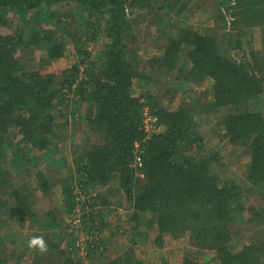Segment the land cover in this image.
Instances as JSON below:
<instances>
[{"label": "trees", "instance_id": "trees-1", "mask_svg": "<svg viewBox=\"0 0 264 264\" xmlns=\"http://www.w3.org/2000/svg\"><path fill=\"white\" fill-rule=\"evenodd\" d=\"M167 1L0 0V195L6 196L4 205L15 214L18 228L31 232L27 242L32 236H43L49 248L41 255L20 240L21 252L28 253L14 251L13 264H83L87 260L89 264H149L137 245L146 238L154 250L182 240L184 249L176 264H264L260 236L264 204L245 209L240 187L220 178L218 154L203 153L195 105L178 100L174 106H164L151 93L141 97L131 92L138 81L141 88L148 81L158 86L160 76L186 87L207 83L206 115L219 125L228 144L248 157L244 182L264 203V114L248 108L264 95V0L229 1L227 18L223 15L224 27L230 23L226 50L212 33L184 27L162 32L160 36L166 37L151 38L157 53L146 60L130 44L135 41L129 40L130 11L156 3L159 8L163 3L170 6ZM64 8L72 12L62 13ZM29 20L33 21L29 34L12 26V21L26 24ZM43 20L53 21L54 28H40ZM63 20L70 21L73 29L57 31ZM64 36L68 39L62 40ZM247 36L260 37L261 48H244L250 44ZM97 41L101 45L93 58L87 45ZM29 48L43 52L47 67L69 56L75 61L59 72L25 69L21 54ZM138 58H143L142 73L136 67ZM70 103L83 107V123L91 134H82V146L72 155L73 167L58 183L61 213L80 212L83 230L92 238L93 232L99 235L106 228L102 212L114 210L112 199L119 195L128 204L126 221L134 224L128 233L129 247L110 253L105 243L89 238L82 262L74 256L79 251L74 240L65 242L59 234L60 241H54L56 233H47L59 226L55 213L48 211L43 225L44 217L34 212L31 189L24 181L10 183L3 166L5 151L12 149L14 170L20 174L19 167L55 152L61 140H69L65 130ZM143 114L155 118L157 131L149 136ZM68 136L74 140L78 135ZM34 151L39 155L30 157ZM137 157L140 166L134 164ZM31 170L33 177L27 175L37 183L33 190L47 194L56 185L42 170ZM96 189L103 190L91 195ZM244 211L246 223L252 225L247 231L236 224ZM142 221L152 229L151 235L145 231L140 235ZM0 264H7L1 256Z\"/></svg>", "mask_w": 264, "mask_h": 264}, {"label": "rangeland", "instance_id": "rangeland-1", "mask_svg": "<svg viewBox=\"0 0 264 264\" xmlns=\"http://www.w3.org/2000/svg\"><path fill=\"white\" fill-rule=\"evenodd\" d=\"M229 1L230 0H193L186 4L184 0H168L166 3H169L170 6H167V4L164 5L165 3H163V5L159 8L160 4L156 3L155 5L153 4V6L150 4L147 9H141L139 7L133 8L132 11H130L129 17L131 19L129 40L134 39L135 41H132V43L130 40V44H132V47L136 50L139 48V50L136 51L138 56H142L144 59H146L147 56L150 58L157 53L155 51L157 46L152 48L151 38L155 36L158 38L166 37L165 35L160 36L161 33L166 32L167 34H170L172 33V30H178L179 28H200L201 30L215 35V37L220 42L222 50L224 51L226 50L230 40V36L227 35V30L230 28V23L226 24L224 27L223 19V15L227 18L225 13H227ZM63 12L68 14L72 11L64 8L62 9V13ZM31 20H29L26 24H18L12 21V26L18 25L19 31L29 34L31 33L33 26V21ZM57 25V31L60 29L63 31L73 29L70 21L66 22L63 20ZM40 28L53 29L54 23L53 21L50 22L48 20H43L40 24ZM64 38L65 39L62 40L68 39L65 36ZM258 38L260 39V37H257L255 40L254 36L253 39L252 36H247L246 40L249 41L250 44L248 46L243 44L244 48L249 46L253 49L261 48ZM100 45V41L87 45V48L92 50L91 56L93 58L96 57ZM43 55L44 54L41 50H33V48L27 49L21 54V56H23L24 68L29 70L37 69L40 71L47 69L59 72L64 68L70 67L75 61L73 56H69V58L52 62L47 67L46 64L42 62ZM143 58H138L139 63L137 65L135 64L139 73L145 71L144 62H142ZM170 79V77L160 76L158 78V81L160 82L158 86L148 81L142 88L141 83H139L140 81H138L131 92L134 96L141 97H144L146 93H151L152 96H157L161 105L164 106H169L172 104L174 106L177 104L178 100L183 101L186 104H194L195 108H197L199 111L196 119V125L198 126L197 130L204 141L203 153L216 152L218 154L220 160L219 165L216 167L220 178L229 179L233 181V183H235L238 187H240L244 198L243 202L245 203V209H248L251 206H258L259 204L263 205L264 203H262L263 201L260 200V197L257 196V194L253 191L249 190L248 185H246L244 182V170L248 164V157L242 154L241 148H237L228 144L222 135L223 131L219 129V125L215 124V120L212 119V116L206 115L208 113L206 112V109L209 103V85L207 83H202L199 86H193L190 84L186 87L185 84L173 85V83L170 82ZM172 95H174V98L170 100ZM248 108L250 110L260 111L264 114V95L261 96V100L259 99L250 103ZM82 110V106H77L73 103H70L68 106L67 111L69 115L67 116L68 124L67 130H65V135H67L69 140H61L58 150L53 149L55 152H50L47 155L37 157V159L32 158L29 164L22 165L19 168L17 167L18 172L20 173L18 174L17 170H14L13 150L9 149L5 151L6 156L3 165L10 174V183L14 185V183L20 184L24 181V183H26L31 189L30 195L33 202V209L36 215L39 217H44V219H40L43 222V225L45 223L44 215L48 211L55 213L56 217L59 219V226L56 228H51L47 233H49V235L56 233L55 238H51L54 241H60V239H58L59 234L62 235L60 238H63L65 242L66 240H74V244L79 249V251L74 254V256H76V259L81 262L83 261L82 257L84 255V249L86 246L84 243H86L89 238L90 241L99 240L102 243H105V247L108 246L110 253L118 251L119 249L121 250L124 247H129V234H131L130 229L134 225L126 221L128 218L125 216L126 210L124 209L127 208L128 204L125 199L119 195H117L115 199H112L113 206L111 208L114 210L109 209L107 212H102L101 216L103 217L104 214L106 216L104 218V220H107L105 224L106 228L99 235H96V232H93L92 238L88 236V231L83 230V218H81L80 212L70 216H67L65 213H61L62 210L59 205L62 201V195L61 188L58 183H60L61 178L66 176L69 173V170L73 167L72 155L74 152L77 153L78 147L82 146V134H91L83 123L81 114ZM144 111L146 112V109H144ZM150 120L151 116L143 114V124L145 125L147 131L151 134L157 131V128H153ZM74 132L78 136H76V138L73 140V138L68 136V134ZM37 155H39V153L34 151L31 152L30 157ZM28 165L29 171L27 169ZM33 168L42 170L46 176V179L49 180L53 185L56 184L50 191L47 192V194H41L39 191L33 190V188L35 189L37 185L35 179L32 178L33 174L35 173L33 172L34 170H31ZM28 172L32 176L31 178L27 175ZM102 190L103 189H96L94 192L91 191V195H96ZM0 200V256L6 261L7 264H13V261L15 260L13 256L15 252L18 251L19 253L23 248V245H20V240H22V243L26 245L27 236L31 232L28 231L27 228H21V226L18 228V222L14 220L15 214H11V212L7 210V205H4V203H6L5 201H7L6 196L0 195ZM78 200L82 201V195L78 197ZM8 203H11V201ZM79 208L80 206L78 205V209ZM102 217H100V219H102ZM240 217L238 218L236 224L247 231L246 229L252 227V225L250 223H246V212L244 211ZM123 221L126 222L125 226L123 225L120 227V225L123 224ZM144 222L145 221L140 222L138 226L140 235H142L143 231H145L147 235H151L152 229L149 230L146 228ZM32 229L35 230V227ZM40 231L44 232L42 230ZM113 233L115 234L113 235ZM111 235H113V237ZM243 235L245 234L243 233ZM260 236L264 238V229L261 230ZM138 239L140 240L142 238L139 236ZM149 239L150 238H146L144 241H142V243L137 241V245L144 251L142 257L145 258L149 264H160V261L162 260L166 261L168 264H176L178 261H180V256L182 254L181 250L184 249V243L182 240L172 241V246H167L166 244L165 246H160L154 250L150 248ZM243 242L244 240H240V243ZM233 247H236V245ZM21 253L24 254L28 252L24 250ZM203 256L204 257L202 258H204V260L208 259L207 255ZM24 261H27V257H24ZM200 261L203 262L202 260ZM82 263L89 264V261H83Z\"/></svg>", "mask_w": 264, "mask_h": 264}, {"label": "clouds", "instance_id": "clouds-1", "mask_svg": "<svg viewBox=\"0 0 264 264\" xmlns=\"http://www.w3.org/2000/svg\"><path fill=\"white\" fill-rule=\"evenodd\" d=\"M27 247L35 250L41 255H44L49 251L47 241H45L43 236H32L27 242Z\"/></svg>", "mask_w": 264, "mask_h": 264}, {"label": "built area", "instance_id": "built-area-1", "mask_svg": "<svg viewBox=\"0 0 264 264\" xmlns=\"http://www.w3.org/2000/svg\"><path fill=\"white\" fill-rule=\"evenodd\" d=\"M150 123H151V125L153 126V128H155V129L157 128L156 125H155V118H154V117H151ZM143 126H144V131H145V133L149 136L150 133L147 131V129H146V127H145L144 124H143ZM151 134H152V133H151ZM134 164H136L135 166H140V159H139L138 157L136 158Z\"/></svg>", "mask_w": 264, "mask_h": 264}]
</instances>
